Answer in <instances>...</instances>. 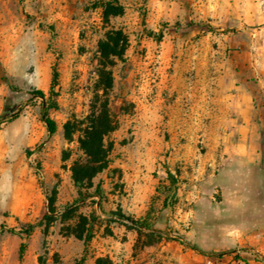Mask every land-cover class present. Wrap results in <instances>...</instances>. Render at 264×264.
<instances>
[{
    "label": "rangeland",
    "instance_id": "1",
    "mask_svg": "<svg viewBox=\"0 0 264 264\" xmlns=\"http://www.w3.org/2000/svg\"><path fill=\"white\" fill-rule=\"evenodd\" d=\"M97 1L0 0V264H41V255L52 263L55 252L65 264L105 255L115 264H206L217 251L256 247L248 224L264 221V160L256 176H233L239 163L217 128L235 50L233 0H120L125 12L108 25ZM112 27L131 37L125 61L112 67L118 127L110 164L94 178L101 196L94 185L79 199L71 168L86 156L64 125L90 112L98 42ZM54 66L51 134L47 104L32 89L49 95ZM48 195L57 217L48 229L37 226L28 237L10 231L38 222ZM69 205L75 211L63 219ZM81 215L96 217L87 246L67 230Z\"/></svg>",
    "mask_w": 264,
    "mask_h": 264
},
{
    "label": "trees",
    "instance_id": "2",
    "mask_svg": "<svg viewBox=\"0 0 264 264\" xmlns=\"http://www.w3.org/2000/svg\"><path fill=\"white\" fill-rule=\"evenodd\" d=\"M96 7L103 9V21L105 25L110 23L112 17L123 15L125 6L120 0H99L96 2ZM152 32V31H151ZM162 34L158 37L161 38ZM131 45L130 34L124 28H109L104 36L98 42V63L97 74L98 80L96 91L91 101V109L88 115L83 119L76 117L67 120L64 125L65 137L72 141L75 135L78 134V142L81 150L84 152L85 160H75L72 165V177L75 185L78 187L79 199H85L86 193L84 188L93 187L94 178L108 168L110 164V154L114 146L113 140L110 139V134L117 129L118 121L115 118L110 108L109 93L113 89V71L112 67L119 61H125L126 53ZM58 85V70L53 67L52 83L50 93L47 94L41 89H32L34 95H38L46 102V108L43 116L48 131L53 134L57 131V123L49 114L50 108H56ZM100 90H103L101 92ZM68 158V152H65L64 160ZM101 180L95 185V190L92 194H102ZM49 211L36 223H29L26 227L19 231L10 229L11 232L24 234L25 237L31 235L37 226H45L48 229L57 217L55 216L56 207L54 197L48 195ZM75 211L74 205L66 206L62 212V218L65 219L69 214ZM96 217L82 216L80 221L75 226L67 228L68 232L75 234L82 239L87 246L94 236V222ZM138 221L133 220V223ZM26 248V242L21 243V257ZM48 253V252H47ZM52 263H49V256L41 255V264H65L58 252L52 255ZM85 257L77 259L72 264H84ZM95 264H115V262L107 255L98 256Z\"/></svg>",
    "mask_w": 264,
    "mask_h": 264
},
{
    "label": "crops",
    "instance_id": "3",
    "mask_svg": "<svg viewBox=\"0 0 264 264\" xmlns=\"http://www.w3.org/2000/svg\"><path fill=\"white\" fill-rule=\"evenodd\" d=\"M232 9L235 50L221 82L217 128L225 132L224 150L239 163L233 176L254 177L253 167L264 160L258 141L264 133V0H233ZM248 232L259 250L250 264H264V221L248 224Z\"/></svg>",
    "mask_w": 264,
    "mask_h": 264
},
{
    "label": "built area",
    "instance_id": "4",
    "mask_svg": "<svg viewBox=\"0 0 264 264\" xmlns=\"http://www.w3.org/2000/svg\"><path fill=\"white\" fill-rule=\"evenodd\" d=\"M259 250L254 246L239 244L234 249L207 255L206 264H250L257 259Z\"/></svg>",
    "mask_w": 264,
    "mask_h": 264
}]
</instances>
